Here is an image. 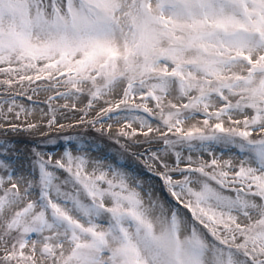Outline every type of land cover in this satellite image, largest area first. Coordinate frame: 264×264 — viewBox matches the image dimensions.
I'll use <instances>...</instances> for the list:
<instances>
[{"label": "snow or ice", "instance_id": "6c2138e0", "mask_svg": "<svg viewBox=\"0 0 264 264\" xmlns=\"http://www.w3.org/2000/svg\"><path fill=\"white\" fill-rule=\"evenodd\" d=\"M0 132V264H264V0H0Z\"/></svg>", "mask_w": 264, "mask_h": 264}, {"label": "rangeland", "instance_id": "374dc122", "mask_svg": "<svg viewBox=\"0 0 264 264\" xmlns=\"http://www.w3.org/2000/svg\"><path fill=\"white\" fill-rule=\"evenodd\" d=\"M36 99H44L43 96H40V97H36ZM65 131H83L82 129H73V130H65ZM7 137L9 139H12V140H16L18 141V146H23L27 140L29 139H33V138H38V134H27V133H14V132H10V133H7L6 134ZM14 135L16 137H14ZM5 136V134L3 132H0V138H3ZM105 143H108L107 141H105ZM111 147H116V145H110Z\"/></svg>", "mask_w": 264, "mask_h": 264}, {"label": "bare ground", "instance_id": "6f19581e", "mask_svg": "<svg viewBox=\"0 0 264 264\" xmlns=\"http://www.w3.org/2000/svg\"><path fill=\"white\" fill-rule=\"evenodd\" d=\"M14 137H16V136L14 135Z\"/></svg>", "mask_w": 264, "mask_h": 264}]
</instances>
